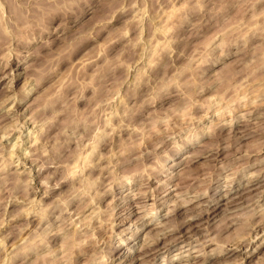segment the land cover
Here are the masks:
<instances>
[{
	"label": "clouds",
	"instance_id": "obj_1",
	"mask_svg": "<svg viewBox=\"0 0 264 264\" xmlns=\"http://www.w3.org/2000/svg\"><path fill=\"white\" fill-rule=\"evenodd\" d=\"M172 3L0 0V264H245L264 247V0H184L166 22Z\"/></svg>",
	"mask_w": 264,
	"mask_h": 264
},
{
	"label": "rangeland",
	"instance_id": "obj_2",
	"mask_svg": "<svg viewBox=\"0 0 264 264\" xmlns=\"http://www.w3.org/2000/svg\"><path fill=\"white\" fill-rule=\"evenodd\" d=\"M184 6V0H173V3L168 5L164 9V14H165V21H168V17L172 16L173 19H175V16L173 15L177 9H180ZM211 7V5H210ZM239 12L238 8H232L228 7L225 5L221 9V15L217 16L215 19L211 21V27H212V32H215L218 30V28H223L225 26H229L228 22L233 19ZM91 17L85 21V23H88L91 21ZM195 23V21H193ZM207 28V25H206ZM207 35H211V32H207ZM186 35L191 38L192 36V30L189 28L186 31ZM107 40L108 36L105 35L103 39H101L97 44L91 45L89 49H87L77 60L73 61V63L65 69V72L67 74H70L73 70L76 72H79L82 67L87 63L86 57L89 56L92 52L93 49L96 50V54L99 55L101 54V50H107ZM201 43L200 39H195L191 38L190 39V44H189V56L191 57L194 55L197 51L198 45ZM123 51V46L116 48L113 51L114 56H119L120 53ZM79 64L81 65L80 68L76 67V65ZM245 264H264V247L259 248L256 250L252 255L248 256L245 259Z\"/></svg>",
	"mask_w": 264,
	"mask_h": 264
}]
</instances>
